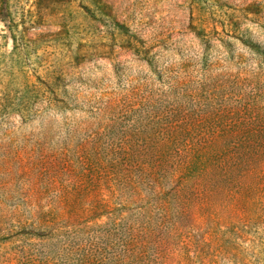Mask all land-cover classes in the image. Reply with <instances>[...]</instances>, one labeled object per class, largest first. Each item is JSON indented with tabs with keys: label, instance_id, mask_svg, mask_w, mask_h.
Instances as JSON below:
<instances>
[{
	"label": "rangeland",
	"instance_id": "1",
	"mask_svg": "<svg viewBox=\"0 0 264 264\" xmlns=\"http://www.w3.org/2000/svg\"><path fill=\"white\" fill-rule=\"evenodd\" d=\"M254 94L264 0H0V264H264V216L197 214L164 249L160 211L138 200L122 213L144 234L129 252L127 221L74 228L118 187L113 160L138 184L162 111Z\"/></svg>",
	"mask_w": 264,
	"mask_h": 264
},
{
	"label": "trees",
	"instance_id": "2",
	"mask_svg": "<svg viewBox=\"0 0 264 264\" xmlns=\"http://www.w3.org/2000/svg\"><path fill=\"white\" fill-rule=\"evenodd\" d=\"M206 99L202 97L203 101ZM201 105L192 101L185 108L162 111L155 123H148V127L154 125V132L140 148L138 184H129L118 169L121 165L118 167L113 160L108 170L115 173L118 187L109 188L108 201L92 202L85 210L87 222L74 228L83 231L92 223L101 230L106 226L117 230L127 221L124 238L112 236L123 239L125 252H129L143 240L144 234L141 235V230L135 233L122 213L128 204L138 200L147 201L160 211L158 229L167 230L161 241L164 249L172 236L190 230L197 214L217 224L232 219L251 223L261 220L264 216V95L254 94L251 102L221 104L218 109L209 105L206 112ZM225 106L234 107L226 110ZM129 110L133 112L132 108ZM208 113L209 121L205 120ZM215 117L217 123L213 121ZM131 175L130 170L125 171V177ZM105 216L106 222L99 225L98 221ZM86 259L78 264H87Z\"/></svg>",
	"mask_w": 264,
	"mask_h": 264
}]
</instances>
